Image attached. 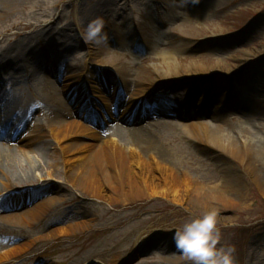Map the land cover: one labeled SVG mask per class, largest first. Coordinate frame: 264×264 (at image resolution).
<instances>
[{"label": "rangeland", "instance_id": "obj_1", "mask_svg": "<svg viewBox=\"0 0 264 264\" xmlns=\"http://www.w3.org/2000/svg\"><path fill=\"white\" fill-rule=\"evenodd\" d=\"M14 1L0 19L1 51L40 43L49 47L63 36L73 40L75 47L62 56L50 48L46 53L37 49L36 59L18 63L23 66L18 74L9 69L16 80L7 79L0 70V91L15 97L23 106L22 116L27 113L29 119L22 125L20 118L0 107V139L27 145L25 160L39 169L28 181H7L0 173V243L4 244L0 253L17 243H32L11 264H191L176 249L173 230L208 211L179 206L163 197L103 201L67 182L60 153L48 137L55 118L49 113L52 97L61 100L59 115L66 112L80 123L83 114L79 104L62 95L63 83H50L49 61L56 64L58 57L61 75L87 70L96 79L87 91L100 101L108 102L115 86L125 90L122 101L135 89L146 87L138 98L146 99L140 108L148 115L134 125L114 118L96 131L100 139L148 147L205 188L229 192L234 203L214 207L220 243L235 248L234 264H264V192L259 189L264 186V166L259 160L255 163L262 172L258 184L239 161L220 153L212 156V150L191 144L178 129L191 120L208 126L222 122L230 139L249 137L264 144V0ZM97 18L104 21L101 35L106 40L85 43L87 25ZM88 53L100 64L87 61ZM163 53L172 55L177 70L168 69L174 65H166ZM156 66L163 71L156 72ZM200 67L205 69L202 74H187ZM159 74L165 78H157ZM175 101L183 107L182 117L173 111ZM160 102L171 105L168 114L151 113ZM150 118L180 125L148 129ZM6 121L20 130L12 141L7 127H1ZM134 128L142 129L141 133ZM243 130L248 134H241ZM19 159V165L27 163ZM13 170L11 174L18 168ZM227 182L231 190L225 189ZM52 196L62 200L45 206ZM38 204L44 217L32 226L4 219ZM69 226L79 227L68 234H53Z\"/></svg>", "mask_w": 264, "mask_h": 264}, {"label": "bare ground", "instance_id": "obj_2", "mask_svg": "<svg viewBox=\"0 0 264 264\" xmlns=\"http://www.w3.org/2000/svg\"><path fill=\"white\" fill-rule=\"evenodd\" d=\"M11 1L14 0L7 2L0 0V19L2 15L6 13L7 5L11 4ZM18 35L19 33L14 35V37ZM56 41H54L53 44H57V46L52 44L47 47L43 43H40L39 47H11L3 51H1L0 48V70L3 71L7 79H15L14 77L16 75L14 74L16 70L18 74L19 71L23 69V66L18 63L25 62L29 59H36V55L38 54L37 49L40 48L43 53H46V51L48 52L47 49L50 48L57 56H62V53L66 54L67 51L75 47L72 42L73 40L69 39L68 36L59 37ZM46 55L48 56V53ZM162 58L164 62H167V66L174 65L168 67L169 70H172V68H174L173 70L178 69L177 64L170 60L172 58L170 53H163ZM48 59L50 60V58H47V60ZM87 61L100 64L91 53L87 54ZM51 62L52 61H49V63ZM50 66L49 74L53 78L50 83H63L65 90H62V95L66 99L68 98L76 103L86 100V102H91L88 101L91 96L90 94L86 95V89H88V83H93L96 79L91 76L87 70L75 74L71 73V75L68 76L67 74L61 75L57 72V67L60 66V59L58 57L56 64L51 63ZM9 69L15 71V73H11ZM154 69L156 72L163 71L162 68L158 66ZM86 72H88L87 75ZM203 72H205V69L200 67L195 68L193 72L190 71L187 74L197 75ZM230 72L232 71H228L227 73ZM157 78H165V76L159 74ZM158 80L160 79H157V81ZM1 81L0 78V82ZM103 83L107 84V80H103ZM153 84L154 83L151 85ZM145 89L146 87L135 89L134 92L130 94L129 98L126 99L125 97L122 101V93H124L125 90L119 91L118 87H115L111 99L108 102L104 101L102 109L99 110L97 114L91 112V114L88 115V120L91 124L90 128L75 120H71L68 114L64 112V109L62 110L64 113H62V115L60 114V117V108H63L61 100H59L57 96L52 97L49 113L51 115L53 114L55 118H53L54 120L50 124L48 137L53 142V147L60 153L62 163L68 173L66 177L67 182L73 187L79 188L83 193L88 194L92 198L103 201L118 199L127 202L134 199L163 197L179 206H197L204 210L215 209L214 207L216 205L234 203V197L229 195V192L214 189L215 187L205 188L198 180L192 178L186 172L176 170L170 161L161 157L160 154L154 153V151L148 147L143 148L140 147L139 144L134 143L123 146L111 140L100 139L99 134L96 132V128L106 123L107 120L114 118L118 109L122 110V113L118 117L119 120L125 122L130 121V124L133 125L141 122V117L144 115L143 113L146 114L148 112L143 111L142 113L141 109L137 110L138 104L144 100V97H138L143 93L145 94V92H143ZM147 90L149 91L150 88L148 87ZM174 103L178 104V101ZM162 104L161 102L157 104L156 108L151 110V113L168 114L169 106L171 105ZM0 107L6 108L11 115L20 118L22 125H26L29 121L27 113L22 116L24 112L23 106L19 104L15 97L10 96L6 92L2 93L0 91ZM172 107L177 117H182L184 115L181 104ZM150 120V123H147L148 129L154 128L155 125L159 127H163L165 124L180 125L178 124L179 122H173V120H166L165 118L161 120L158 118L152 120V118H150ZM201 123L202 122L191 120L189 124H183V126L180 128L178 127V129L181 131V135L189 140L191 144H200L212 150L213 153H210L212 156L220 153L224 154L232 161H239L243 165L245 172L251 175L256 183L260 184L261 180L259 177H262V172L259 173V171L256 170L255 163L259 160L261 166H264V149H262L264 148V144L258 145L259 140L254 141L249 137L241 139V137L238 138L236 136L230 139L226 135V125L222 122H216L210 126ZM13 124L14 123H11V121H6L5 123L2 122L1 125V127H7V131L11 134V141L16 138L20 131L12 127ZM132 130H135V133H141L138 131L142 129L134 128ZM241 134H248V131L243 130ZM29 141H32V139H27L26 142L28 143ZM0 143V173L5 174V180L8 181L13 178L15 181L31 180L33 173L39 169L30 165V163H28L29 161L25 160L28 146L19 143L20 146L10 142L6 143L3 139H0ZM19 158L27 163L19 165V162H21ZM15 167L18 168V170L11 174L10 171L15 169ZM48 176H50V174H48ZM233 178L237 181L236 177ZM227 184L228 182L224 183L225 189L231 190L228 188ZM259 189L261 192H264V186L260 185ZM61 200L62 198L60 199V197L52 196L47 199L48 203L44 205L50 207V205L53 206L56 202ZM40 205L33 206L25 213L10 217L7 216L4 219L13 225L24 227L32 226L37 223L39 219L44 217L41 208L42 204ZM78 227L79 226H69L68 228H59L53 234H68ZM0 244L4 246L3 243ZM2 246H0V248ZM30 247H32V243H17L13 248L0 253V264H11L13 259L16 258L21 251L28 250Z\"/></svg>", "mask_w": 264, "mask_h": 264}, {"label": "clouds", "instance_id": "obj_3", "mask_svg": "<svg viewBox=\"0 0 264 264\" xmlns=\"http://www.w3.org/2000/svg\"><path fill=\"white\" fill-rule=\"evenodd\" d=\"M103 27L104 21L101 18L90 22L83 36L85 43H103L106 40L101 35ZM217 217L218 210L211 209L188 219L173 230L172 239L176 249L191 264H234L235 248L221 245Z\"/></svg>", "mask_w": 264, "mask_h": 264}]
</instances>
